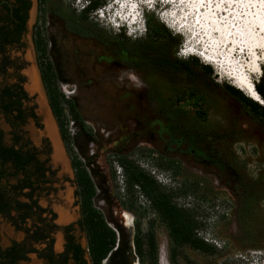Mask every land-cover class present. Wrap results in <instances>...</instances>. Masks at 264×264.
<instances>
[{
	"label": "rangeland",
	"instance_id": "obj_1",
	"mask_svg": "<svg viewBox=\"0 0 264 264\" xmlns=\"http://www.w3.org/2000/svg\"><path fill=\"white\" fill-rule=\"evenodd\" d=\"M104 1L105 5L93 14V24L84 26V29L87 30L89 27L93 28L89 35H77L75 32V34L67 37L64 25L68 29L69 26L56 15V13L69 11H77L78 13L87 5V0H46L43 5L41 24L39 23V28L42 29L48 43V56L57 74L59 87L66 99L75 105L81 117L82 123H74L69 117L71 120L69 132L75 153L89 170L96 185V207L104 214L109 225L119 231L120 244L131 246L132 252L128 253L131 264H139L134 253L136 217L121 206L119 197L123 193L124 179L122 169L116 163V158L128 156L146 171H149L154 165L148 152L153 151L154 158L164 156L180 163L181 175L173 176L176 188H180L184 184H198L197 191L189 193L190 195L210 204L219 200L228 210V215L219 216V222L213 231L221 249L213 247L217 251L215 255H203L189 248L182 249L175 264H188V262L194 264H255L254 261H258L260 258V255L255 254V252L264 253V232L258 235L247 233L246 235H250L247 238L239 237L236 222H239L242 227H245V222L250 223V225L259 222L264 224V127L254 120L235 100L224 93V86H233L228 77L222 74L218 75L217 68L203 62L201 58L189 56L186 51L181 52V50H185L183 45L187 32L183 33L180 29V32L186 34L183 35L178 33L177 28L171 29L157 12L161 9L162 11H169V5L163 7L160 0H155L157 3L156 10H153L154 8L148 9V6H141L145 20L144 28L139 34L130 36L126 28L114 29L111 27L107 13L112 9L108 6L114 0ZM230 1L211 0L210 11L208 9L207 12L209 15L206 14L205 19H211L210 16L217 18L216 12H220L219 9L225 2L230 3V6L228 5L227 11L229 13L224 18L230 19V15L236 13L232 12L234 2L233 0ZM237 1L233 11L239 12L241 4ZM194 3H197V0H185L183 5L175 10V17L179 22H184L186 19L188 23L190 22L189 28L196 35L192 41L195 43V49L201 52V46H209L211 43L209 41L216 37L213 27L212 34L208 37L205 33L206 30L204 31L200 27L201 24H196L195 15L197 14L195 12L197 11L191 8ZM116 4H114L115 7H117ZM36 7L37 3L34 0L32 16L29 21V34L24 39L23 49L13 56L20 58L23 65L21 74L25 78L23 87L27 94V87L30 85L27 76H29L30 71L36 72L39 80L42 98L34 97L27 105L34 109L40 127L35 121L28 119L23 131L33 145L41 149L45 146L42 124H44L46 114L49 116V112L48 97L42 80L39 79L41 74L38 56L31 32L33 26L36 25ZM211 10L215 12H211ZM241 10L243 11V9ZM189 11L190 14H187ZM148 15H153V18L163 24L170 34L181 39L178 49L173 50L175 59L185 60L186 64L198 61L202 65L209 66L212 70L210 80L214 85V92L203 98V109L208 116L203 127V130L205 127L208 128L205 133L202 131L200 133H186L185 135L180 129L163 121L157 106L149 99L145 89L141 88L143 85H158L159 78L154 76L147 78L142 72L131 70L123 65L125 57L123 58L122 52L118 50L113 40L120 33L132 41L145 40L150 31L146 22ZM221 21L222 19L219 20L220 23ZM225 21L227 22V20ZM229 21V23L232 22ZM78 26L82 27V25ZM205 26L208 28L207 25ZM197 32H199L198 35ZM198 40L200 43H197ZM203 42L204 45H202ZM96 43L101 45L97 48L99 51L103 50L108 55L121 56L122 59H118L119 63L112 64L110 67L105 66L103 69H98L95 74L91 73L87 78L78 76L74 73L76 67L82 66L86 70L89 69L85 61L72 56L75 53L74 45L91 46ZM63 46H66L67 49H63ZM220 47L222 48V46ZM206 49H208L207 46ZM216 54L218 56L219 52ZM226 68L230 70V67ZM261 76L254 77L255 83L259 81ZM115 77L121 78V81H116ZM117 82L125 83L131 89L119 92L117 91V87H119ZM165 93L168 96L175 92L167 90ZM189 93L190 91H186L187 98L180 104L182 108L187 110L190 109L187 102L191 100L188 97ZM242 94L249 98L245 93L242 92ZM40 98L43 109L39 102ZM0 125L5 129L6 140L9 141V128L4 125L2 116H0ZM54 125L55 128L58 126L57 123ZM162 128H164L163 139L158 134ZM57 134L58 136L60 134L58 127ZM183 134L185 140L182 144V152H168L165 146L172 138L180 140ZM211 134L215 135L216 138L211 137ZM63 147L69 159V162L66 160L68 162L67 171L65 172L60 165L55 167V183L49 193L44 192L38 197V202L43 208L56 213L57 218L53 224L57 227H60L58 224L60 211L73 216L74 220L71 223L74 224L73 233L81 246L87 249V237L78 224L81 213L80 204L76 197L75 173L64 142ZM43 158L44 156H42ZM138 202L146 210V216L143 219L144 230H147V222H153L159 244V264H174L170 261L167 229L149 211V205L145 199L140 197ZM249 202H251L250 205ZM237 207H239V214ZM124 213L130 216L133 226H126L123 218ZM195 215L200 218L205 217L206 214L200 210L195 211ZM23 241V234L16 233L13 228L0 221V247L7 248L14 242L21 243ZM64 243L63 232L57 228L53 236L52 246L55 253L62 252L61 246H64ZM36 248L40 249L41 247L36 246ZM27 264H43V262L32 254Z\"/></svg>",
	"mask_w": 264,
	"mask_h": 264
},
{
	"label": "trees",
	"instance_id": "obj_2",
	"mask_svg": "<svg viewBox=\"0 0 264 264\" xmlns=\"http://www.w3.org/2000/svg\"><path fill=\"white\" fill-rule=\"evenodd\" d=\"M42 4L46 0H41ZM105 5L104 0H87V5L77 13L69 11L56 13L71 32L89 35L93 28L84 26L93 24V14ZM148 15V37L145 40L132 41L120 33L115 37L114 44L122 52L123 65L143 73L145 77H158V85L148 86L149 99L157 106L160 118L186 133L207 132L204 124L207 122V113L203 109V98L213 93L214 85L210 80L212 70L198 61L182 67L173 57V50L181 44L178 39L159 21ZM78 25H82L79 27ZM3 30V28H2ZM34 45L38 56V64L43 86L45 88L49 105L58 124L63 142L66 145L72 168L75 173L77 187L76 197L80 204L81 218L78 222L80 229L87 237L88 246L84 249L77 241L74 226L65 227L67 243L64 253L54 255L53 235L55 233V215L40 208L36 201L32 204L22 202L21 198L44 192L49 193L55 183V172L49 165L50 148L46 144L41 150L35 148L26 134L11 132L13 145L5 146L0 143V216H5L19 231L27 234L23 242H14L3 252L0 249V264H18L28 260L30 253L38 254L40 259H49L50 264H131L128 253L132 252L129 244L119 245V238L110 227L104 214L96 207L97 188L94 180L79 156L72 147V137L69 132L71 120L82 123L75 105L66 99L59 87L58 77L48 56V43L39 25L34 36ZM13 87H5L0 91V115L13 117L14 127L24 126L28 119H32L39 126L38 118L33 108L27 112L22 109V100L30 102L22 83ZM256 90L264 101V72L257 83ZM175 92L168 96L165 91ZM186 91L191 100L190 109L180 106L187 98ZM224 93L235 100L251 117L264 127V106L245 97L242 92L233 86H224ZM70 117V119H69ZM40 127V126H39ZM164 134V128L160 131ZM158 133V134H160ZM178 140L172 138L173 144L180 145L185 135ZM214 139L215 135H210ZM24 138L26 141H24ZM24 141V142H22ZM179 147V148H180ZM154 167L169 172L172 176L181 175V165L175 159L159 156L154 158V152L149 151ZM42 156L44 158L42 159ZM116 163L122 169L123 193L120 195L121 206L125 211L135 215L134 253L139 264H159V244L153 228V222H147L144 230L143 219L146 210L139 205L141 195L149 204V211L165 226L168 232L170 261L175 264L182 249L189 248L203 255H215L217 251L199 239L196 230L200 227L194 211L181 209L175 199L182 195L196 192L198 184H184L180 188L168 189L160 185L136 161L128 156L116 158ZM17 179V184L2 185L3 178ZM28 190V192H25ZM251 202H249L250 205ZM12 213H15L13 216ZM48 214L44 217L45 214ZM46 246L37 249L36 246ZM72 254V258H70ZM58 258V260H55ZM188 264H194L188 262Z\"/></svg>",
	"mask_w": 264,
	"mask_h": 264
},
{
	"label": "flooded vegetation",
	"instance_id": "obj_3",
	"mask_svg": "<svg viewBox=\"0 0 264 264\" xmlns=\"http://www.w3.org/2000/svg\"><path fill=\"white\" fill-rule=\"evenodd\" d=\"M37 3L36 7V12H35V20H36V25L33 26L32 28V39L34 43V36H35V31L39 23L41 24V19L43 15V4L41 0H35ZM34 0H0V91L4 89L5 87H13L16 84L19 83V77L23 78V82L25 81V78L22 76L21 71L23 68V65L20 61V58L13 56V54L19 53L23 47H24V39L26 36L29 34V21L31 18L32 14V8H33ZM3 28V30H2ZM64 31L65 35L69 37L72 34H75V32H71L65 25H64ZM77 35H82L79 33H76ZM67 40V39H65ZM66 43V42H65ZM35 46V45H34ZM75 47V53L72 55L73 57H79V60H83L86 62L87 67L89 70H86L85 67H76L74 70V73L78 74V76L87 78L88 75L95 74L98 69H103L105 66H111L112 64H115L118 62V59H122L121 56H113V55H108L106 54L103 50L99 51L97 48L98 46L101 47L99 43L93 44V45H88V46H79V45H74ZM63 49H67L66 46L62 47ZM63 51V50H62ZM64 52V51H63ZM68 55V52L66 53ZM125 56H123L124 58ZM126 58V57H125ZM176 61L181 65L182 67H187V62L182 59H176ZM119 63V62H118ZM134 70V69H131ZM105 76V75H104ZM116 81H121V78L115 77ZM117 85H119L118 90L119 92L126 90V89H131L129 86H127L125 83H119L117 82ZM23 87V83H22ZM141 88H144L146 93L149 91L148 86H142ZM24 89V87H23ZM25 91V89H24ZM27 94V92L25 91ZM28 98L30 99L29 95L27 94ZM31 100V99H30ZM22 102V109H24L26 112L29 110V108H32L31 106H28L27 103L24 100ZM2 116L4 120V125H6L9 128V141L6 140L7 133L5 129L0 125V143H2L5 146H12L14 141H13V136L11 135V132H16L18 134L22 133L24 126H19V127H14L12 125L13 122V117H9L4 115ZM24 132V131H23ZM25 133V132H24ZM160 138L163 139V135L161 133L159 134ZM28 138V137H26ZM29 139V138H28ZM24 141L25 138H24ZM22 141V142H24ZM31 142V141H30ZM32 143V142H31ZM44 144H47V141L44 140ZM33 145V143H32ZM34 146V145H33ZM180 145L173 144V141H170L165 147L168 152H175V153H180L182 152V147ZM37 148L36 146H34ZM180 147V148H179ZM38 150H41L37 148ZM52 168V167H51ZM52 170L55 172V170L52 168ZM56 173V172H55ZM2 185H6L7 183L9 185H15L17 184V179H12L10 178H3L2 179ZM25 192H28V190H25ZM41 194H35L33 198L29 197H23L21 198L22 202H26L29 204H32L33 201L37 202V205L40 206L38 202V197L41 196ZM48 212H52L51 210L45 209ZM237 213L239 214V207H237ZM55 217L57 218L56 213L52 212ZM125 214V213H124ZM123 214V215H124ZM14 216L15 213H12ZM48 214L46 213L44 215L47 216ZM55 218V219H56ZM0 221L6 223L9 225L11 228L14 229L16 233H21L24 236V239H26L27 234L25 231H19L17 228L8 220L7 217L5 216H0ZM55 221V220H54ZM237 224V229H238V236L247 238V236H250L251 233L254 235H258L264 232V224L262 222H259L255 225H250V223L244 224L245 227H242V225L239 222H236ZM240 224V226H239ZM74 226V224H71ZM70 226V225H69ZM133 226V224H132ZM56 229L59 228L55 226ZM55 229V232H56ZM64 235V250L61 253H55L53 250L54 255H59L64 253L66 249V243H67V234L65 232V228L61 229ZM247 233H250V235H246ZM55 234V233H54ZM74 234V233H71ZM54 236V235H53ZM75 236V235H74ZM119 242V241H118ZM12 245V244H11ZM119 245L120 242H119ZM39 246V245H37ZM10 247V246H9ZM7 248H2L0 247L1 251L3 252L4 250L8 249ZM41 247L39 250L44 249L46 246H39ZM53 249V247H52ZM34 254L36 257L43 262V264H50L49 259H40L38 254L35 253H30L27 255L28 260L26 261H20L18 264H27L30 260V256ZM70 258H72V254L69 255ZM55 260H58V258H55ZM71 264H74L73 260L70 261ZM107 264V262H105Z\"/></svg>",
	"mask_w": 264,
	"mask_h": 264
},
{
	"label": "bare ground",
	"instance_id": "obj_4",
	"mask_svg": "<svg viewBox=\"0 0 264 264\" xmlns=\"http://www.w3.org/2000/svg\"><path fill=\"white\" fill-rule=\"evenodd\" d=\"M225 1V0H224ZM232 1V0H231ZM230 1V2H231ZM237 0H233L234 2V6L232 7V11L234 8H236V2ZM246 5H245V9H243V11H246V14H244L243 16H241L242 18L237 17V19H235L233 22H235V28H240L241 30L237 33H235V28L232 26H224L223 23H220L219 20L222 19V21L227 20L225 17V15L227 13H229V11H227V9L229 8V4H227V2L224 3V5L222 7H220V12H216L217 13V18L215 16L211 17V19H205V25H207L208 28H206V26L204 25V31L205 33H207V35L211 36V31H212V27L214 28V32H215V39H213L214 44L213 46H207L208 49H206V52H204V54H208L210 52V48L217 46V48L219 49V54L217 56V60H216V64L215 65V61L212 60L211 58H208L207 61H205L206 63H208L209 65H213L217 67V71L222 74L225 75L226 77H228V79L230 81H232V85L237 88L238 90L242 91L243 93H245L251 100L257 102L258 104L264 106V101L262 100V98L260 97V95L258 94L256 87H255V80L254 77H260L263 70H264V0H244ZM220 2V1H219ZM211 3V0H205L201 2V4H199V8H201V12L204 13V11L208 12V9L210 11V7L211 5H209ZM192 5V4H191ZM202 5V6H201ZM229 5V6H228ZM116 6L118 7V5L116 4ZM196 7L197 4H196ZM209 7V8H208ZM192 10H195V8L193 7V5L191 6ZM214 8V7H213ZM211 8V9H213ZM239 8V7H238ZM206 9V10H205ZM139 10V8H138ZM241 10V9H240ZM197 11V10H196ZM242 11V12H243ZM211 12H215L214 10ZM235 12L237 13L238 11L235 10ZM197 14V12H195ZM209 15V14H207ZM237 16H239L238 14H236ZM196 16V15H195ZM234 16V14L230 15V19ZM227 17V16H226ZM218 19V21H217ZM208 20V21H207ZM213 23V24H212ZM232 23V22H231ZM210 27H209V25ZM225 24H227V22L225 21ZM231 25V24H230ZM190 35H194V33L192 32V30L190 28H188ZM187 31V32H188ZM204 33V32H203ZM195 39V38H193ZM195 45V44H194ZM219 46H222V48ZM224 47L226 48L224 52L223 49ZM196 47L194 46V49ZM216 48V49H217ZM231 55L230 58L231 60H233L234 58H236L237 61H239V63L242 65V69L241 71H244L243 74L242 72H240L238 70V68L233 67L232 64H230V60L228 59V57L225 58V52H228ZM202 51V49H201ZM188 52L187 54L189 56H199V58H201V54L199 52H190V51H186ZM232 54L234 55V57L232 56ZM213 56V54L211 55V57ZM225 58V59H224ZM224 59V60H223ZM228 59V61H226ZM223 60V61H222ZM214 61V62H213ZM226 67H230V70H228ZM232 67V68H231ZM33 70V69H31ZM36 73V72H35ZM33 71H30V78H29V87H27L28 91H40L41 93V89L38 87L39 86V80ZM242 74V75H241ZM42 95V94H40ZM42 98V97H41ZM41 98L39 99V102L41 104V107L43 109V103ZM44 102V101H43ZM44 124H45V128H46V132L48 133V136L51 139L52 142V146H53V154H52V158H53V163L56 164L57 166L60 165L62 167V169L66 172L67 171V167H68V162L66 161V157L65 154L63 152L62 149V145H61V141H60V137L57 134V126L55 128V125L53 123H51V117L50 115L48 116L46 114V118H44ZM60 218L61 220H67V214L64 211H60ZM123 218L126 222V226L127 227H131L132 226V220L130 218V216L128 214H124ZM131 229V228H130Z\"/></svg>",
	"mask_w": 264,
	"mask_h": 264
},
{
	"label": "built area",
	"instance_id": "obj_5",
	"mask_svg": "<svg viewBox=\"0 0 264 264\" xmlns=\"http://www.w3.org/2000/svg\"><path fill=\"white\" fill-rule=\"evenodd\" d=\"M147 172L151 174V176H153L155 180L163 187H166L168 189L176 188V182L169 172L159 170L154 166H152L151 169ZM141 198L145 199L142 195ZM175 203L181 209L194 212L200 210L203 211L206 215L205 217L197 218L198 222L200 223V227L196 230V235L199 239L203 240L210 246L221 249V245L215 238V233H213V231L215 225L219 222V216L228 215V210L224 207L222 202L217 200L214 202V204H210L208 202L199 200L194 195L189 194L186 196L177 197L175 199ZM255 254L259 253L255 252Z\"/></svg>",
	"mask_w": 264,
	"mask_h": 264
},
{
	"label": "water",
	"instance_id": "obj_6",
	"mask_svg": "<svg viewBox=\"0 0 264 264\" xmlns=\"http://www.w3.org/2000/svg\"><path fill=\"white\" fill-rule=\"evenodd\" d=\"M29 78H30V74H29V76H27V80H28V82L30 81L29 80ZM39 79H40V81L42 80L41 79V76H39ZM39 88H40V86H38ZM40 94H42V93H40V91L38 92V91H28V95H29V97H30V99H32V98H34V97H36V98H39V97H41L42 95H40ZM48 112H49V115H50V117H51V121L53 120V123L54 124H56L57 122H55L56 121V119H55V117H54V115H53V112H52V110H51V107H50V105H49V101H48ZM34 121V120H33ZM58 125V124H57ZM42 127H43V136L45 137V138H43L45 141H47V144L49 145V148H50V151H51V153H50V156H49V159H50V162H49V165H50V167H52L54 170H55V167H57V165L56 164H54L53 163V158H52V154H53V146H52V142H51V139H50V137L48 136V133L46 132V128H45V124H42ZM58 127V126H57ZM59 128V127H58ZM58 133H59V131H58ZM59 137H60V141H61V145H62V149H63V152H64V154H65V156H66V160L69 162V159L67 158V154H66V151H65V149H64V147H63V141H62V137H61V135L59 134ZM71 166H72V164H71ZM59 167V166H58ZM73 169V168H72ZM74 171V170H73ZM67 220H61V218H60V214H59V216H58V224H59V228L60 229H62V227H67V226H69V225H71V223H73V220H74V217L72 218L70 215H68L67 214ZM111 228H113L112 226H110ZM114 229V231L117 233V235H118V238H119V242L121 243V236H120V233H119V231L117 230V229H115V228H113ZM61 250L63 251L64 250V247L63 246H61Z\"/></svg>",
	"mask_w": 264,
	"mask_h": 264
},
{
	"label": "clouds",
	"instance_id": "obj_7",
	"mask_svg": "<svg viewBox=\"0 0 264 264\" xmlns=\"http://www.w3.org/2000/svg\"><path fill=\"white\" fill-rule=\"evenodd\" d=\"M148 8V7H147ZM154 10H156V8L154 9ZM141 13H142V11H141ZM141 23H142V27L144 28V23H145V20H144V15H143V13H142V18H141ZM143 28H142V30H143ZM123 29V28H122ZM140 32H142L141 31V29H134V30H131L130 32L129 31H127V33L130 35V36H132L133 34H135V35H137V34H139ZM258 255H260V258H258V261H254L256 264H259L260 262H262V264H264V253H259Z\"/></svg>",
	"mask_w": 264,
	"mask_h": 264
}]
</instances>
